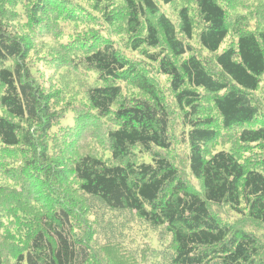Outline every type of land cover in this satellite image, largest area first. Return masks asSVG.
I'll list each match as a JSON object with an SVG mask.
<instances>
[{
  "label": "trees",
  "instance_id": "1",
  "mask_svg": "<svg viewBox=\"0 0 264 264\" xmlns=\"http://www.w3.org/2000/svg\"><path fill=\"white\" fill-rule=\"evenodd\" d=\"M0 264H264V0H0Z\"/></svg>",
  "mask_w": 264,
  "mask_h": 264
},
{
  "label": "rangeland",
  "instance_id": "2",
  "mask_svg": "<svg viewBox=\"0 0 264 264\" xmlns=\"http://www.w3.org/2000/svg\"><path fill=\"white\" fill-rule=\"evenodd\" d=\"M91 132V130L88 132L89 133V135H91V136H93L94 134H98V133H100V130L98 129V127L97 128H95V130H92V132ZM87 133V134H88ZM228 133H230V131L228 132ZM231 134V133H230ZM221 136V133L219 134V137ZM231 136H233L232 134H231ZM80 141V140H79ZM81 143H87V140H84L83 142H81ZM76 144H77V142H76ZM76 144L74 145V146H71V148L70 149H73V147H75L76 146ZM104 145H106V144H104ZM96 147H98V149H100L99 148V146L98 145H96ZM101 147L103 148V146L101 145ZM216 149H221V147L220 146H217L216 147ZM111 151L112 150H110V151H108V150H101V152H102V154L104 155V156H106V157H109L110 156V154H111ZM146 161H149V158L148 157H146ZM59 183H63V185H64V191H69L68 190V188H67V184H66V182H61V181H59ZM40 190V188L38 189V191ZM68 194H70V193H68ZM70 199H73V200H75V201H79L77 198H76V196L75 195H73L72 193L70 194V197H69ZM82 206L83 205H81V206H79L80 207V209L82 210ZM84 207V206H83ZM217 209V211H225V208L224 209H220V208H216ZM231 218H233V219H235V216L234 215H231ZM137 228H136V232H137V235H136V237L135 238H138V239H140L141 238V236L143 237L144 236V234H145V232L147 233L146 235V237H145V241H148V242H143V243H141L140 244V246H139V250L137 251V252H140V254L143 256V261L144 262H146L145 260V256H148V253H150L151 254V245L152 246H157L158 244H156L155 242H152L151 241V239H150V237H149V235H150V233H152V232H150V231H147L148 229L145 227V226H140L139 224H137ZM84 227L85 228H90L91 227V225H90V221H89V224H87L86 226L84 225ZM89 230V229H88ZM92 230V229H91ZM120 233V234H119ZM119 233L118 232H114L113 230H112V228L110 227V224H108V225H106V226H101V228H100V230H99V234L100 235H102V237H99L98 235L96 236L97 237V240L99 241V239H100V241L102 242V241H107V240H114L115 242H117V243H119V244H121V245H125L126 244V240H122V239H131V238H133L134 237V234L132 233V231L131 230H125V229H119ZM257 233H259V235H262L263 234V230H257ZM117 235V236H116ZM99 238V239H98ZM109 240V241H110ZM99 241V242H100ZM121 241V242H120ZM100 242V243H101ZM132 242L130 241V243L129 244H131ZM111 248V247H110ZM135 251V250H134ZM145 259V260H144ZM149 263H151V261L149 260Z\"/></svg>",
  "mask_w": 264,
  "mask_h": 264
}]
</instances>
